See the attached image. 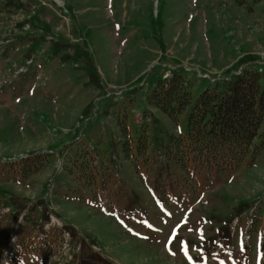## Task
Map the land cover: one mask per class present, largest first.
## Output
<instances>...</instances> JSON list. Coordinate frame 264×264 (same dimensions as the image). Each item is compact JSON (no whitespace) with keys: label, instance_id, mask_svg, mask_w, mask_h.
<instances>
[{"label":"rangeland","instance_id":"obj_1","mask_svg":"<svg viewBox=\"0 0 264 264\" xmlns=\"http://www.w3.org/2000/svg\"><path fill=\"white\" fill-rule=\"evenodd\" d=\"M261 43L264 0H0V264H264V116L235 167L187 140ZM164 68L174 116L148 102Z\"/></svg>","mask_w":264,"mask_h":264},{"label":"trees","instance_id":"obj_2","mask_svg":"<svg viewBox=\"0 0 264 264\" xmlns=\"http://www.w3.org/2000/svg\"><path fill=\"white\" fill-rule=\"evenodd\" d=\"M148 102L174 116L190 103L182 75L159 80ZM264 116V73L243 70L223 91L204 89L191 108L187 140L208 167L238 166L250 150Z\"/></svg>","mask_w":264,"mask_h":264},{"label":"crops","instance_id":"obj_3","mask_svg":"<svg viewBox=\"0 0 264 264\" xmlns=\"http://www.w3.org/2000/svg\"><path fill=\"white\" fill-rule=\"evenodd\" d=\"M261 46H264V45H262V43H261Z\"/></svg>","mask_w":264,"mask_h":264}]
</instances>
